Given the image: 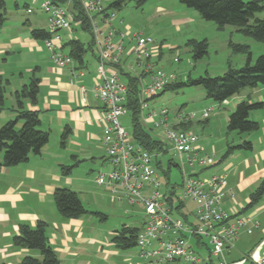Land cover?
<instances>
[{
  "label": "built area",
  "instance_id": "2783aa9c",
  "mask_svg": "<svg viewBox=\"0 0 264 264\" xmlns=\"http://www.w3.org/2000/svg\"><path fill=\"white\" fill-rule=\"evenodd\" d=\"M31 1L41 2L37 9L47 16L51 38L44 42L50 60L60 69L69 68L73 77L84 73L76 68L69 54L62 52V33H71L72 25L83 26V21L77 18V5L88 22L99 66L94 91L104 104L103 146L106 165L110 167L107 172H98L95 183L106 187L118 202L141 205L145 211L136 245L143 264H204L212 258L220 264H264V253H260L264 240L239 261L229 262L226 258L240 233L253 234L260 228V222L252 217L232 216L224 208L230 196L226 175L203 178L201 172H195L197 167L201 170L211 167L215 157L202 151L198 135L178 127L190 123L195 114L179 113L176 128L169 129V110L150 108V103L166 87L178 81L174 72L158 65L162 46L151 37L133 33L123 21L116 22L115 10L106 5L109 0H67L63 4L54 0ZM26 8L29 14L35 12L30 5ZM131 58L135 59L134 65L130 64ZM179 61L174 59L175 63ZM136 68L140 70L138 75ZM123 71L139 78L142 120L167 129L165 144L177 155V166L192 171L184 172L180 198L170 188L169 179L164 184L166 176L160 160L164 152L151 153L120 123L121 117L132 113L127 107L129 85L121 81ZM211 111L212 108L205 110L202 119H208ZM189 203L195 208L192 215ZM184 210L186 214L181 213ZM175 214H180L183 220L175 218ZM194 239L196 247L191 242ZM205 239L212 244L211 249ZM204 246L209 250L207 259L200 254Z\"/></svg>",
  "mask_w": 264,
  "mask_h": 264
},
{
  "label": "crops",
  "instance_id": "0c3cea01",
  "mask_svg": "<svg viewBox=\"0 0 264 264\" xmlns=\"http://www.w3.org/2000/svg\"><path fill=\"white\" fill-rule=\"evenodd\" d=\"M191 20L192 17L187 16L177 18L174 22L184 25ZM25 23L26 25L31 24L29 19ZM4 28L5 26L0 29V76L9 82L7 95L9 88L10 95L14 96L15 92L31 82L33 76L39 79L40 88L37 101L35 104L27 102L26 108L39 114L41 129L50 133V141L41 155H32L27 162L15 167H0V264H19L27 256L41 258L39 252L18 248L13 244L14 237L20 233L21 225L36 227L40 222L46 224L48 243L57 254L61 264H96L94 260L98 261L97 264H101L98 257L103 252H105L103 254L105 261L112 254L111 250H104L106 246L119 248L113 240L108 243L100 238L87 236L85 234L86 217H83L85 214L78 219L64 218L59 214L54 201V193L57 189L68 188L78 193L84 207L88 205L89 208H85L88 209L86 214L91 210L99 211L101 200L112 204L127 203L118 202L106 187L95 183L98 186L96 190L91 182L94 175L98 174L91 168L95 165L106 164V151L103 146L104 124L101 119L104 104L94 91L99 68L96 54L92 51L95 58L93 65L86 63L85 57L83 65L75 63L76 68L83 71L84 75L76 74L73 77L69 68L60 69L50 60L44 41H37L30 34L21 36L5 31L4 35ZM35 29L44 28L35 27ZM71 33L66 32L68 39L66 42L63 41L62 46L69 40H75L71 38ZM62 52L69 54L68 48L63 47ZM26 55L30 61L27 60V63L19 61L16 62V68H7L12 58ZM256 89L263 98L264 87ZM238 100L242 101V99ZM223 104H228V101ZM14 108H16V101L12 108L13 112H15ZM211 108L213 111L214 108ZM210 118L211 115L205 122H208ZM261 124L264 129V119ZM67 128L70 129L69 135L62 142V135ZM260 132L262 133H256V139L262 148L254 154L253 159L249 157L244 159L248 168L253 165L254 173L249 176L248 180H245L242 178V173L241 178L239 177V166L234 168L232 164H229L227 166L229 173L224 174L227 176V188L230 192V196L225 200L224 208L232 216L252 217L260 222V228L253 234L242 232L236 241L238 244H250V250L242 253L234 247L226 254L229 262L243 259L264 240V202L261 200L256 206L248 208L251 195L255 191L250 196H245V201L241 202L237 199V192L242 193L248 186H255L264 180V131ZM199 145L203 152L209 153L202 147V142L200 144L199 141ZM3 156V151L0 150V164L3 162ZM81 165L86 166L93 176L88 174L86 178L79 179L72 172L68 175L63 173L65 166L76 168ZM212 166H215V161ZM202 171L204 170L199 172L202 174ZM230 176L236 178V185L233 182L228 183ZM136 206L142 209L141 205L131 207ZM96 214L102 219L106 218L99 212ZM120 231L112 234L113 238ZM245 240L247 241L243 242ZM260 253H264V246ZM204 264H214L213 258L212 261Z\"/></svg>",
  "mask_w": 264,
  "mask_h": 264
},
{
  "label": "rangeland",
  "instance_id": "374dc122",
  "mask_svg": "<svg viewBox=\"0 0 264 264\" xmlns=\"http://www.w3.org/2000/svg\"><path fill=\"white\" fill-rule=\"evenodd\" d=\"M117 0H109L106 5L110 6ZM6 17L5 31L7 33H13L15 35L27 36L31 35V30L35 27H43L47 29V16L39 11L37 8L41 4L33 3L31 0H6ZM26 5H30L35 9L34 14L27 13ZM117 18L116 22L123 21L124 25H129L133 33L142 34L145 37H151L162 46L161 58L158 60V65L164 68L166 71L174 72L178 76V82H186L189 77L192 79H198L200 77L209 76L211 78L223 76L229 67L235 70H240L245 66L248 58V53L251 54L252 63L256 59L264 55V43L253 40L250 37L245 36L239 32L237 27L226 26L223 30H219L218 26L213 22H207L203 20L199 13L195 10L189 9L182 5L179 0H127L120 10L114 9ZM192 17L191 22L180 25L174 22L177 18ZM257 18H264V11L256 15ZM29 19L31 24L26 25V20ZM253 22V21H251ZM25 23V24H24ZM7 28V30H6ZM71 38L80 40L81 43L88 46L92 41V36L83 31L82 28L72 27L69 29ZM23 34V35H22ZM63 41L66 42L68 37L66 32L62 33ZM190 40L203 41L207 40L209 44L208 54L202 59L195 61L193 59L190 48L187 47V43ZM41 43V42H40ZM237 46L247 47V53L244 51H237ZM67 49L65 50V53ZM18 53V52H17ZM86 63L93 65L95 58L92 51H88L84 56ZM179 58V62L175 63L174 59ZM30 61L26 56H16L12 58L11 63L7 68L14 69L17 67L16 62L21 61L27 63ZM135 59H130V64L134 65ZM137 75L140 70L136 68ZM26 75V74H25ZM134 75V73H133ZM18 81V80H17ZM121 81L125 82V78L121 77ZM264 85L259 86V88ZM264 94V91H262ZM262 96V95H261ZM160 98V99H159ZM157 101L153 100L150 103V108L160 110L162 108L169 110V129L176 128L179 113L184 115L195 114V118L192 120L189 130L199 136L200 144L206 149L207 154L215 153L214 161L215 166L202 171V177H211L213 175L228 174L227 166L232 164L234 168L239 166L240 178L248 180L249 176L254 173L255 168L250 165L247 167L244 159L246 157L252 158L256 152H259L262 146L256 139V133L261 134L264 131L261 121L264 119V107L262 109L253 110L250 113V120L259 124V129L251 133L238 134L237 132H228V117L234 112L237 105L242 101L249 103L264 102L260 97L256 88H244L240 93L228 99V104L217 103L211 98H208L206 91L202 87L197 86H185L176 90H169L163 93ZM238 99H242L239 101ZM15 105L14 96L10 95V88L5 101V109L0 112V127L6 122L14 120L16 113L12 108ZM213 107L214 110L210 113L211 118L208 122L202 119V113L208 108ZM5 118V119H3ZM7 119V121H5ZM3 120V121H2ZM141 123L146 131L155 139L166 143V131L167 129L160 127L156 128L154 124L146 123L140 117ZM120 123L127 133L133 132V117L132 113L121 117ZM22 125H18L20 129ZM257 134V135H259ZM244 142L253 143V150H236L227 155L230 146L242 144ZM160 160L163 164V170L168 173V181L170 188H174L175 195L180 198L181 185L183 182V175L186 171H191L188 168L178 167L179 163L177 155L169 148L164 152ZM91 169L96 172H107L110 170L108 165H95ZM201 168L197 167L195 172L200 171ZM74 176H78L79 179L86 178L91 174L86 166L72 167L71 170ZM192 172V171H191ZM92 175V174H91ZM93 176V175H92ZM94 175L92 186L98 190V186L95 184ZM164 181V184L167 182ZM233 182L237 184L236 178L230 176L228 183ZM246 182V181H245ZM247 183V182H246ZM261 184L250 185L242 193L237 192V199L242 202L245 201V196H250ZM101 206L99 211L91 210L86 217V235L93 238H100L103 241L111 243L113 240L112 234L116 231H120L123 227L141 229L145 221V211L136 207H131L127 203L112 204L109 201L101 200ZM264 202V197L262 199ZM245 203V202H244ZM191 215L195 212L194 205L189 203ZM85 208H89L85 205ZM88 211V209H86ZM103 214L106 218L102 219L98 214ZM181 213L186 214V211ZM175 218L183 220L180 214H175ZM91 219V220H90ZM247 240L243 241L246 242ZM196 247V240L191 241ZM209 249L212 248V244L208 239L204 240ZM242 242V243H243ZM236 249L242 253L247 252L250 247L248 243H236L234 244ZM104 250H111L112 254L108 260H103V254L98 257L101 264H143V260L138 256V248L134 246L127 250L117 249L116 247L106 246ZM117 253H114V252ZM200 254L203 259H207L209 256V250L204 246L200 250ZM214 264H220L219 261L213 258ZM94 263H98L94 260Z\"/></svg>",
  "mask_w": 264,
  "mask_h": 264
},
{
  "label": "trees",
  "instance_id": "16d2710c",
  "mask_svg": "<svg viewBox=\"0 0 264 264\" xmlns=\"http://www.w3.org/2000/svg\"><path fill=\"white\" fill-rule=\"evenodd\" d=\"M54 1L63 4L67 0ZM126 1L117 0L109 7L120 10ZM179 2L187 8L197 11L203 20L215 23L219 30H223L226 26H234L245 36L264 43V18L256 17L258 13L264 11V0H179ZM6 6V0H0V29L4 27L7 21ZM75 7H77L79 12L77 18L81 19L84 23L81 27L82 30L87 31L91 35L90 27L82 15L80 6L77 5ZM31 37L43 42L50 39L51 34L47 30L34 28L31 30ZM63 47L68 48L69 55L72 59L81 65L84 64V56L87 52L94 51L92 41L86 46L78 39L69 40ZM187 47L190 48L193 59L198 61L208 54L209 44L207 40H190L187 43ZM236 50L248 52L245 46H237ZM123 76L130 88L127 107L132 111V134L135 140L151 153L166 152L168 146L164 142L153 138L140 121L139 78L124 71ZM39 83V79L33 76L28 85H25L20 91L14 94L16 118L0 127V150L4 154L0 167H15L27 162L32 155H41L43 149L50 141V133L41 129L39 114L26 108L27 102H31L32 104L36 103L40 88ZM8 85L9 82L0 76V112L5 109ZM261 85H264V55L259 56L252 63L251 54L248 53L247 62L240 70L229 67L223 76L216 78L206 76L192 79L189 77L186 82L177 81L166 87L161 94L185 86H197L202 87L206 91L208 98L221 104L240 93L244 88H257ZM263 107L264 103L262 102L252 104L247 101L240 102L234 112L229 116L227 125L228 132L246 134L258 130L259 124L249 119L250 113L253 110L262 109ZM19 123H22L20 129H18ZM190 123L180 124L178 127L189 130ZM69 132V128L65 129L62 135V142L66 140ZM252 149L253 145L251 142H244L239 145L230 146L227 155L236 150L252 151ZM71 170V166L63 167V173L65 175L70 174ZM164 175L168 179V173L166 171H164ZM263 197L264 180L251 195L248 208L256 206ZM54 201L59 214L64 218L78 219L87 213L78 193L71 189H57L54 193ZM140 230L124 227L113 238V242L122 250L132 248L137 245V236ZM13 244L18 248L37 251L41 256V258L27 256L19 264H61L57 254L48 243L45 223L40 222L36 227L21 225L20 233L14 237Z\"/></svg>",
  "mask_w": 264,
  "mask_h": 264
}]
</instances>
